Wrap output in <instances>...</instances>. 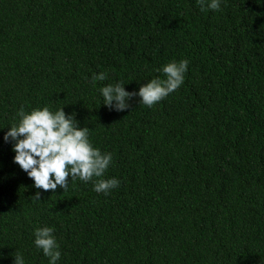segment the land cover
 I'll list each match as a JSON object with an SVG mask.
<instances>
[{
    "label": "trees",
    "instance_id": "1",
    "mask_svg": "<svg viewBox=\"0 0 264 264\" xmlns=\"http://www.w3.org/2000/svg\"><path fill=\"white\" fill-rule=\"evenodd\" d=\"M185 59L152 107L103 104ZM21 106L75 112L119 186L35 188L4 141ZM45 226L57 264H264V0H0V264H49Z\"/></svg>",
    "mask_w": 264,
    "mask_h": 264
},
{
    "label": "clouds",
    "instance_id": "2",
    "mask_svg": "<svg viewBox=\"0 0 264 264\" xmlns=\"http://www.w3.org/2000/svg\"><path fill=\"white\" fill-rule=\"evenodd\" d=\"M200 4L202 11L220 9V0H210L207 4L200 0ZM188 63L186 59L167 63L162 68L166 78H153L142 84L138 92L126 91L124 83L107 84L100 89L103 104L124 111L129 108L128 101L139 96L141 103L152 107L184 83ZM106 79V72L92 77L93 83ZM17 115L19 121L8 127L4 141H14V162L34 181L35 188L55 192L59 186L66 191L69 177L71 181L79 178L86 183L95 177L94 190L105 195L119 186L120 181L115 177L102 178L112 163V154L93 146L89 128L79 126L75 112L68 114L64 107L53 110L49 106L26 112L21 106ZM33 198L40 200V192H36ZM53 233L54 229L48 226L37 228L34 233L35 246L49 257V264H57L61 257ZM14 257V264H25L19 253Z\"/></svg>",
    "mask_w": 264,
    "mask_h": 264
}]
</instances>
